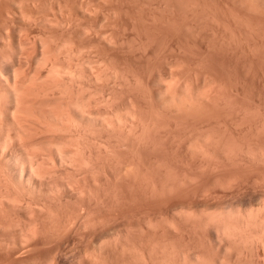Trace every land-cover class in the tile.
I'll return each mask as SVG.
<instances>
[{
	"label": "rangeland",
	"instance_id": "374dc122",
	"mask_svg": "<svg viewBox=\"0 0 264 264\" xmlns=\"http://www.w3.org/2000/svg\"><path fill=\"white\" fill-rule=\"evenodd\" d=\"M37 1L35 5L37 4L38 8L37 6L35 8L39 10L41 6L40 8L43 9L41 10L42 16H51L52 19L54 17L52 16L53 13L50 15L51 10L56 13L62 7L64 11L65 9L67 11H79L80 9H84L82 12L85 11L87 15L85 13L83 16L81 10L79 13L76 11V14H72L73 12L71 14L74 16L77 15L79 18H88V21L98 15L100 19L96 20L95 18L94 23L97 21H104L106 19H103V16L104 18L106 15L108 16L104 24L107 25L108 22L111 24V27L108 28L110 30L108 34L110 33V37H112L111 40H114L113 42L109 41L110 37L108 38L109 35H107V39L109 40H106L108 41L107 43L106 41L102 42V48L105 45V49H108L106 52H111L110 54L112 55L107 54L105 51L104 54L108 56L109 61L111 60V65L112 58L113 60L117 58V60H115L116 62H114L121 64V66L117 64L121 69L116 64L113 63V65L119 68L121 74L126 73L122 74V76H130L129 79H126L128 77H124L127 82L128 80L132 82H128L131 86H126L125 83L127 82H124V87H121L124 89H121L123 94L120 93L121 95H118L120 96L119 99H124V101L120 100L121 102L119 104H121V109H124L126 103L134 100L137 105L142 107L135 104L138 107L135 109H137L139 117H141L144 124H147L145 126H150V128L146 127L147 130L143 128L145 132H142L143 130L141 131V129L139 130L140 137L144 139H142L143 142L141 144L140 142L138 143L141 147H139L136 142L134 146L137 145V147H132L135 151H131L129 147H121L122 164L124 162L125 165L127 164L124 166L126 167L124 169H127V167L129 168L128 164H130L132 168L129 169L135 170L139 163L142 162L140 163L141 165L138 166L139 169H142H136L135 171L137 175H135L134 170H131L134 172V176L132 172V175L130 173L127 174L131 175V177L128 176L130 179L126 178L127 175H124L125 173L121 174V176L124 175L122 177L123 180L121 179V194H119L120 191L118 190V194L117 191L115 192L117 195L113 194V192L112 194H102V198L98 196L99 203L101 202L100 199H102V205H100L103 211H100V209L98 211V209H96L98 206L95 208L98 202V197L96 195L98 194H95V196L92 194L96 197L92 199V211L94 210L95 212H93L95 214H97V212L101 213H98V216L104 215L105 218L100 217L99 219H107L111 224L108 226L109 224L107 223L106 225L104 222L105 226H108L106 230L109 228H113V231L116 230L114 231L116 235H114V233L110 231L111 229H109V233L111 234L108 233L109 238L106 240V244L109 247H105L106 244H101L105 247L104 249L99 243L95 245L101 247L97 248L99 253L102 252L101 249L105 251V253L103 252L104 258L102 259L103 261L105 260V262L103 263L102 261L101 263L166 264L168 262L167 264H191L195 261L193 264H264V226L262 225L264 221V0ZM35 5L31 3V8L30 6L27 7L32 9ZM35 8L33 9L37 13L38 10ZM55 9H57L56 12ZM62 9L61 11H63ZM30 11L28 10V12ZM42 11H45V16ZM88 12L90 13L88 14ZM92 20L89 22H93ZM119 20L121 21L117 22ZM112 21L116 22L114 27ZM110 24L108 26H110ZM108 26H106V28ZM111 31L115 34L113 35ZM119 38L122 39L120 40ZM115 39H117L118 43L114 44V42H116ZM109 42L110 44L112 42L113 45L116 46L111 44L112 47L109 45ZM99 46L101 47V45ZM118 46L122 47L118 48ZM115 47L117 49H115ZM149 47H151L150 50ZM98 49L100 50V48ZM103 50L104 49H102V51ZM145 50H148V52ZM113 51L115 53H112ZM131 71L133 73L137 72V75L135 73L134 75ZM159 71L161 74H158ZM153 72L156 73L154 74ZM159 75L165 78L163 81L167 79L166 82L168 81L167 83H170V85H167L169 86L168 93L170 94L168 96L174 95L173 98L175 100H170L172 96L168 97L170 101L167 106H170L169 104L172 101V107L166 108V106L163 108L164 106H162L159 92L161 86L164 88L166 85L163 84V81L162 84L164 86L158 85L159 82H156V79L160 80ZM135 76H137V80ZM132 78H135V80ZM139 80L142 82H139ZM138 84L141 86L140 89ZM128 86L130 87L129 90ZM136 87H138V89H136ZM144 87H147L148 90ZM132 89H134V91ZM128 91L130 92L128 93ZM124 92L127 93L124 94ZM132 94L135 95L134 99ZM147 94L150 98L148 96L146 97ZM183 94L187 99L182 96ZM131 97L132 99H130ZM151 105H154V107ZM158 119L161 120L159 121ZM149 123H151V125ZM147 132H150L148 133L149 136ZM144 141H150L151 143L146 142V146L143 147V144H145ZM150 145L151 147L149 149ZM153 148L155 149L153 150ZM188 148H190V150ZM228 148L234 149L237 155ZM138 150H144V152L141 153L142 151L138 152ZM228 150L238 156V158L235 156V158L231 160L233 163H229V159H231L229 157L232 156V153ZM199 151L201 152L199 153ZM202 152L204 156L201 154ZM123 154L125 156H123ZM133 154L135 155V159L133 158ZM140 154L143 156H140ZM129 155L130 158L128 157ZM150 155L151 157H149ZM136 156L140 157L137 158ZM195 156L197 160H195ZM140 158L141 161L139 160ZM129 160L136 162L132 161L134 167ZM126 161L128 163H126ZM145 163L147 169L143 165ZM121 169H123L122 165ZM147 180H149V183ZM139 188L142 189V191ZM154 189L155 192H153ZM146 192L149 194H146ZM107 197L109 198L107 199ZM97 205L99 204L97 203ZM100 205L99 207H101ZM105 205L107 207H104ZM229 208L231 210L233 209V211H238L240 214H251V217L258 219L259 224L255 223L248 228L245 227L246 229L240 225L243 229L241 230L238 226L241 231L238 230L234 236L233 234H230V236L228 235L229 233H222L220 234L222 236L221 238L217 229L219 224H222L219 218L224 215L227 216L226 214H228L229 211L230 213L233 212ZM63 209L64 207L62 210ZM115 209L118 211L121 210L119 211V218L117 216V210ZM224 212H226V214H224ZM234 214L236 215V212ZM113 216H117L116 219L118 218L119 220V223H116V225L114 223L116 220ZM217 216H219V218H217ZM236 216H238V213ZM230 217L232 219V216ZM93 218H96V220H91V218V222H97V220H99L97 216ZM109 218H114L113 220L115 221L112 220L111 222ZM229 219L230 218H227V220ZM119 224L121 225V229L118 228L117 231V227H120ZM112 225H115V227H112ZM119 230H121V232ZM117 232L121 235V238L117 240L113 238V244L110 242V238L113 237L112 234L115 237L118 236ZM74 234L75 233H72L69 237L70 244L68 240L65 242L66 248L69 245H71V247L69 246V248L65 249V243L63 242V244H59L61 247L60 249L58 245L56 246L59 251L61 250L60 252L57 250L56 252L58 253H52V251L56 250L54 244H40L39 247L37 246L38 250L36 247L32 248H35L36 252H34H38L39 254H36L37 260H34L36 259L34 258L35 255L34 257L28 258L23 257L24 261L22 258L20 259L21 261L14 260L16 263L12 261L16 256L10 257L9 259L5 257V260L9 261L12 259L10 261L13 262V264H20V262H22L21 264H45L47 260L48 262L52 260L53 264H83L84 258L81 257L84 256L85 264H91L90 262L93 260L86 257L84 253L86 252V245L83 247L82 244L85 243L82 241L80 242L81 239L79 238L80 236L78 237V233L75 237ZM46 235H48V233ZM49 236L50 234L47 237L49 238ZM72 237L76 240H72ZM79 242L82 244L78 245ZM108 242L114 246L108 244ZM74 243H76L75 246H79L76 247V249L79 248V250L77 249L78 253L77 250L72 252L75 250ZM93 243L95 244V242L90 243L91 247H93L92 251L93 249L96 251V247L93 246ZM49 244L51 246L54 245L53 247L50 246L52 249L50 247V249H48L50 255L42 248L44 245L48 247ZM70 248H73V250L71 251ZM68 249L69 251H67ZM80 250L82 252H80ZM126 250H128L129 253ZM75 252L77 255H74ZM133 252L136 254H133ZM173 252H175V254ZM45 253L47 255V260L45 258ZM51 253L53 256H55V253L57 255L59 254V256H56L54 259L51 257ZM71 253L73 255H71ZM148 253H150V255ZM193 254L195 255V260L191 258ZM95 255H92L94 257L91 258L94 259V261L98 258V256H96V258ZM100 255L101 254H99V258H102L103 256ZM142 255H144V258ZM196 256L200 258L198 262L196 261ZM16 258L19 260V257ZM86 258L90 261H87ZM177 258L179 259L177 260ZM189 258L192 260L190 263L188 261ZM170 260H172V263ZM1 261L5 264L4 256L3 258L0 257V263ZM10 261L8 263L12 264ZM52 261H50L49 264ZM95 262L101 264L99 259L98 262Z\"/></svg>",
	"mask_w": 264,
	"mask_h": 264
},
{
	"label": "bare ground",
	"instance_id": "6f19581e",
	"mask_svg": "<svg viewBox=\"0 0 264 264\" xmlns=\"http://www.w3.org/2000/svg\"><path fill=\"white\" fill-rule=\"evenodd\" d=\"M37 2H38L37 0H0V257L3 258L4 256L5 264L6 262L7 264H10L8 262L12 260V259H10L9 261L5 260V257L7 259H9L10 257L11 258L15 257V256L19 257L18 258L19 260H17L16 257L12 260L15 263L16 261H21L20 259L21 258L23 259V257L28 258L32 256L34 257L35 255L34 258H36V254L39 255L38 252L35 253L36 252L35 250L36 249L38 250L37 246L39 247L40 244H48V243L55 245L56 250L52 251V253H54L58 250V248L56 247L57 245L59 246V244L61 245L63 244V242L65 243L67 240L70 244L69 237L71 236V234L75 233L74 234V237H75V235H77L78 233V237L80 236L79 238L81 239L80 242L82 241L83 243H85V244H82L79 242L78 245L82 244L83 247L84 245H86L85 247L86 252L84 253L86 257L94 261V259H91L94 257L92 255H95L96 253L98 254L99 252L97 251V248L100 247V246L97 247L95 245L96 244L98 245V243L100 245L106 244L107 242L106 240H108L107 238H109V234H111L109 233V229L111 228L106 230V227L108 228V226H110L111 224L107 221V219H104L105 218L104 215L98 216L97 214L99 212L96 211L97 214H95L94 213L95 211L94 210H93L94 212L92 211V206H93L92 199L96 198L94 197L95 194H98L96 196L97 197L100 196V198H102V194H112L113 192H114L113 194H116L115 193L116 191L118 194L119 191L121 190V179L123 180L122 177L129 173L131 175L133 173V176H134V172L136 171V169H139L138 166L141 165L140 163L142 162L139 163V165L137 166V168H135V170L133 169L134 172H132L133 171L132 169H131L132 171L129 169V168H132V165L130 164H128L129 168L127 167V169H124L126 168L124 166H126L127 164L125 165L124 164L125 162L123 163L124 165L122 164L123 158L121 160V147H124V146L126 148L129 147L131 151H135L133 150L134 148L137 147V145L134 146L135 142L137 144L139 142L140 144L143 142L142 141L143 138L140 137L139 130L141 129V131L143 130L142 132H145L143 128H146V127L150 128V126H145L147 124L146 123L144 124L141 117H139V114L137 113V109H135L139 105H137V103H135L134 100L131 102L127 101L129 104L126 103V106L124 107V109H121V104H119L122 100L124 101V99L122 100L121 98L119 99L120 97L119 95H121L120 93L123 94L122 92V90H124L122 89L124 87L123 84L124 82H127L126 79H129L130 76L129 77L127 75L122 76V74H126V73L121 74V71L118 68L121 66V64L115 63L116 62L115 60H117V58L115 57L116 59L114 58L115 60H113V58L111 57L112 65L114 63L116 65L119 64L120 66L118 65H117L118 67H115L116 65L112 66L110 64L111 60L109 61L108 56L104 54V51L106 52L108 51V49L107 48L105 49L104 47L105 45L102 48V42L109 40L107 39V35H109L108 38L110 37V33L108 34L110 30L108 28L111 27V24L108 21L111 18L107 21L110 24V26H108L109 25L108 23L107 25L104 24V22H106L108 18L107 15H106L107 17L105 16V18L103 16V19H106V20L97 21L96 23H94V19L96 18V20L97 19L99 20L100 19L99 16L96 15L94 16V18H92L93 17L92 16L91 18L93 20L89 19V21L92 20L93 22L90 23L87 20L88 18L87 19H85V17L79 18L77 17V15H75L76 17L72 15V14H76L77 10L76 11L68 10L69 11V14H68V11L66 9L64 11L62 9L63 7L61 6L62 8H60L58 5L60 10L56 12L57 9H55L56 13L52 12V10L50 12V15L51 13H53L52 16L54 18L52 19L51 16H45L44 14L45 11L44 12L42 11L45 17L42 16L41 10L43 9L40 8L41 6L39 7L40 11L35 8L37 6V4L35 5V3ZM31 3H34L35 6L33 8L38 10L37 13L35 12L33 8L29 9L27 7V6H30ZM61 9L63 11H61ZM28 10L29 11L34 10V11L28 12ZM80 10L82 12L84 9H80ZM79 11L77 12L79 13ZM85 13H86L85 11L82 12L83 16ZM89 13L90 12H88V14ZM50 18L52 21L50 20ZM120 21L121 20L117 22H120ZM112 22H113L112 25L114 27L115 26L114 24H116V22L114 21ZM106 26L108 27L106 28ZM111 38L112 37H110L109 41L113 42L114 39L111 40ZM115 40L116 42H114V44L118 43L117 39ZM107 42L108 41H106V43ZM112 42L111 44L113 45ZM111 44L109 42V45ZM99 45H101V47ZM113 46H116V45H113ZM119 47L120 46H118V48ZM98 48H100L101 51ZM150 48L151 47H149V50ZM102 49L104 50L102 51ZM115 49L117 48L115 47ZM145 51L148 52V50H145ZM110 53L108 52L107 54H110ZM112 53H115V52L113 51ZM116 53H117V50H116ZM110 55H109V58H110ZM143 70H146V69H143ZM160 71L158 72V74L160 73ZM150 72H151V69H150ZM121 76L123 79L121 78ZM124 77H128V78L124 79ZM136 77L137 76H135V78ZM135 78L134 79L132 78V79L135 80ZM159 78L160 80L161 79L162 80L160 81L156 79V82H159L158 85L159 86L163 84L166 85V86L163 85L164 88H162L161 86V89L159 92L162 106H164L163 108H165L168 105L170 100L173 101L175 99L173 98L174 95L173 96L171 95L172 97L168 96L170 94L168 93L169 86L167 85H170V83L168 84L167 83L168 81L166 82L167 79L163 81V79L165 78L162 75H159ZM121 79L122 81L123 80L124 81L122 82ZM130 81L131 80H128V82ZM162 81L164 82L163 84H162ZM128 82L125 83L126 86L132 83V82L130 83ZM139 82H142V81L139 80ZM140 88L141 86L139 85V89ZM144 88L147 89V87H144ZM129 89L130 87L128 86V90ZM134 89L132 90L134 91ZM136 89H138V87H136ZM129 92L130 91H128V93ZM126 93L124 92V94ZM134 96L135 95H133V99H134ZM147 96L148 94L146 95V97ZM182 96H184L185 98L184 94ZM168 97H171L172 99L169 100ZM130 99H132V97ZM171 103L169 105L172 107L173 105H171ZM170 106H167L166 108ZM152 107H154V105ZM162 120H163V117H162ZM149 124L151 125V123ZM148 133L150 132H147V134ZM144 142L145 144H143V147L146 146L147 141H144ZM133 146L134 148H132ZM139 147L141 146L139 145ZM150 147L151 145L149 146V149ZM190 148L188 149L190 150ZM154 149L155 148H153V150ZM228 149H231L232 151H234L233 153H236L234 149L232 148H228ZM122 151H125V150H122ZM139 151L140 152L142 151L141 153L144 152V150H138V152ZM200 152L201 151H199V153ZM203 152L201 154L204 156ZM233 153H232V156L229 155L231 157L228 156L231 159L227 158L230 160V162L228 161L229 163H233V161L231 162V160H233L235 156L237 155V153L236 155H234ZM123 156L125 155L123 154ZM140 156H143V155L140 154ZM128 157L130 158V155ZM149 157H151V155ZM133 158L135 159V155ZM141 158L139 159L140 161H141ZM236 158H238V156H236ZM195 160H197L196 156H195ZM132 161H130V163H132ZM126 163L128 162L126 161ZM146 163L143 165L145 166ZM137 164H138V161H137ZM121 165L123 166V169H121ZM133 167H134V164H133ZM121 174H124V175L121 176ZM131 175H127L126 178H129L128 176L131 177ZM135 175H137V172H135ZM147 181L149 183V180ZM140 190L142 191V189ZM153 192H155V189L153 190ZM147 193L148 192H146V194ZM119 194H121V191ZM108 198L109 197H107V199ZM97 200L98 202L97 201L96 202L99 205L100 204L102 205V199H100L101 200L100 203H99V197L97 198ZM94 203H95V200H94ZM97 203L95 205V208L98 206V208L96 209H98V211L100 209L101 211L102 206L100 205L101 207H99ZM61 207L62 208L64 207L65 210L63 209L64 210L63 211ZM104 207H107V206L105 205ZM119 211L117 210V213H118L117 216L119 215ZM231 211H233V209ZM235 212H236V215L238 213V216L234 214ZM224 214H226V212H224ZM228 214H226L227 216L224 215L226 218L224 216L219 218L220 215L217 216V218H219L222 222V224L220 223L219 226L217 227L219 235L222 233L223 234L229 233L228 235L233 234L234 236V234L237 233L238 230H240L239 229V227L241 228L240 225H242L243 228L245 227L248 228L255 223L259 224L258 219L251 217V214H243V213L240 214L238 211H233L231 213L229 211ZM94 216L95 217L97 216L98 217L97 219H99L100 217H104V218L103 220L99 219L100 222L102 221L101 223L99 222V220H97V222L96 221L91 222L90 221L91 218H92L91 220H96V218H93ZM117 216H113L115 217V220H116V222H114L115 225L116 223H119L118 222L119 216L116 219ZM230 216H232V219ZM227 218H230V219L227 220ZM113 219L109 218L111 222ZM104 222L106 223V225L107 223L109 225L105 226ZM120 224H121V221H120ZM115 225H112V227L113 226L115 227ZM262 225L264 226V221L262 222ZM118 228L121 229V225L120 227H117V231H118ZM243 228H241V230ZM110 231L113 232L114 235H116L115 234L116 232H114L116 230L113 231V228H112ZM119 231L121 232V230ZM45 233L46 234L48 233V235L50 234L49 238L47 237L48 235H46ZM114 235L112 234L113 237L110 238L111 243H113L112 242L113 238H115L116 240L121 238V235L119 233H118L119 237L118 236L115 237ZM74 237H72L73 238L72 240H76L74 239ZM91 242H95V244L93 243V246L96 247L97 252L95 251V249H93L92 251L93 247H91L90 245ZM110 242H108V244H110ZM113 244H110V245H113ZM54 245L51 246L49 244L48 247L46 245L47 249L44 245L42 246V248H44L47 251L48 255H50L49 254L50 252L48 251V249H50ZM64 245H65L64 246L65 249L69 248V246L71 247V245H69L66 248V243ZM75 245L76 243H74V246ZM103 245L101 246L104 247ZM263 245H264V241H263ZM77 246H75L74 248L75 250H73V248H70L71 251L73 250L72 252H74L77 249L79 250V248L76 249ZM87 246H90V247H87ZM107 246L108 245L106 244L105 247ZM33 247H36V249L35 248L32 249ZM60 248L61 247L59 246V249ZM78 250H77V253H78ZM101 250L99 249V251L101 252L99 254H101L100 256H103L102 258H99V254L95 255V257L98 256V258L96 257L97 259H95V261L98 262V259H99L100 263L103 261L102 259L104 258V253H105L103 249ZM67 251H69V249ZM80 252L82 251L80 250ZM135 252H133V254ZM56 253L54 254L55 256H53L52 254L51 257H53L54 259L56 258V256L58 257L59 254L57 255ZM173 253L175 254V252ZM75 254L76 252L74 253V255ZM148 254L150 255V253ZM71 255L73 254L71 253ZM46 256L47 255L45 253V258ZM142 256L144 258V255ZM194 256H195L194 254H193V257L191 255L192 260L196 259L194 258ZM81 258H84L83 264H85V257L82 256ZM191 258H189L188 260L189 263L190 261H192L190 260ZM178 259L179 258H177V260ZM198 259H200L199 256L197 257V260H196L197 262H198ZM34 260H37V258ZM90 260L87 259V261H90ZM93 261L90 263L93 264ZM95 261H94V264H98ZM170 261L172 263V260ZM13 262L11 263L13 264ZM49 262L48 260L46 261V263L48 264ZM104 262L105 260L103 261V263ZM194 262L195 261H193V263ZM21 263L22 262H20V264ZM0 264H3V261H1ZM50 264H53V261Z\"/></svg>",
	"mask_w": 264,
	"mask_h": 264
}]
</instances>
